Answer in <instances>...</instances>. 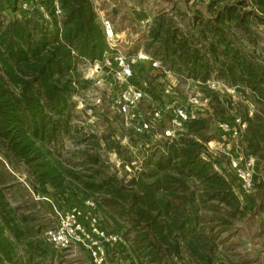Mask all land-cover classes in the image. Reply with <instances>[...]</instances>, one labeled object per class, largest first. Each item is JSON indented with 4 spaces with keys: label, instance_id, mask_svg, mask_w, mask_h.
Masks as SVG:
<instances>
[{
    "label": "trees",
    "instance_id": "16d2710c",
    "mask_svg": "<svg viewBox=\"0 0 264 264\" xmlns=\"http://www.w3.org/2000/svg\"><path fill=\"white\" fill-rule=\"evenodd\" d=\"M40 6L46 17L34 10L21 19L10 18L2 28L0 23V146L7 158L24 167L34 194L47 195L41 190L49 188L54 203L66 208L86 198L69 189L95 185L96 174L78 176L45 147L67 128L75 106L71 98L87 87L76 63L99 60L108 47L90 0H46ZM262 17L264 0H209L204 11L190 10L187 32L162 13L148 32L159 61L176 76L205 83L215 73L229 85L250 89L255 109L251 118L244 108L237 115L247 124L238 152L245 159H255L256 171L264 163V48L257 51V24ZM140 77L152 79L150 83L157 82L159 87L163 81L157 70ZM211 99L214 115L184 124L175 139L150 148L147 177H157L159 166H153V159L160 154L165 168L183 184L186 206L165 209L160 226L156 220L147 222L155 233L156 250L147 264H215L217 248L228 241L222 240L223 234L251 210L241 203L231 182L212 167L220 162L206 148L218 139L209 126L210 118L226 121L232 103L224 95L212 94ZM89 157V164L99 165L96 156ZM258 189L263 191L264 183ZM36 217L17 214L0 188V264H39L49 257L51 245L40 225H35ZM115 253V247L108 249V256Z\"/></svg>",
    "mask_w": 264,
    "mask_h": 264
},
{
    "label": "rangeland",
    "instance_id": "374dc122",
    "mask_svg": "<svg viewBox=\"0 0 264 264\" xmlns=\"http://www.w3.org/2000/svg\"><path fill=\"white\" fill-rule=\"evenodd\" d=\"M45 1L39 2L37 7ZM207 2L209 0H113L111 4H101L99 8L111 20L117 33L124 30L127 34H131L126 37L127 44L124 42L118 46L120 53L132 54L142 49L159 60L156 52L157 46L150 43L148 39V32L153 25L154 18L161 13L166 14L179 30L187 32L190 10L197 7L204 11V3ZM246 2L248 3V0ZM21 5L22 0H0L1 28L10 18L21 19L23 15L28 16V13L34 12V10L21 12ZM39 14L43 13L39 11ZM257 25L259 32L257 51L259 53L260 48H264V17ZM86 61L78 60L76 63L81 76ZM164 67L175 75L171 69ZM215 75L211 73L205 83L175 75L178 82L173 89V94L163 96L158 89H154L155 91L150 93L152 101L144 102L142 109L150 110V104L155 100L158 102L172 101L177 105H182L186 103L191 93L199 92L208 95L210 101L207 109L198 119L214 115L212 94L224 95L232 103V108L226 113L224 122H231L234 116L242 114L243 108L247 111V117L251 118L248 116L249 107H253L250 100L252 96L250 89L239 85H229L217 79ZM148 77L144 78V81L150 86V81L153 80L150 79L148 82ZM207 82L217 83L219 89L210 90ZM161 85L163 87L162 81ZM223 87H234L238 92L232 98L226 94ZM115 93L116 89L109 86L108 82L101 87L87 83L84 90L77 91L71 98L75 106L70 113L67 128L63 129L59 138L50 140L49 143L46 142L48 144L45 148L51 151L63 167L76 172L78 176L96 174L95 185L91 187L78 185L79 187H72L69 191L75 193L76 196L92 199L102 227L107 232L118 234L122 238V243L115 247L117 253L107 257L108 264H131L133 260H137L139 264H147L156 252L155 233L146 225L147 222L155 223L154 220H156V224L160 226L165 209L177 211L186 206V194L181 181L165 168L163 161H160V154L153 159V166L156 168L159 166L157 177H147L151 169L146 166L145 162L152 154L150 152L152 147H148L142 137L125 129L120 117L110 108L109 100ZM79 96L88 105L93 104L95 97L101 99L102 105L95 109L96 119L91 123L88 122L87 117L76 110L75 98ZM215 118L214 116L210 118L209 126L218 139L210 142L211 149L209 150L217 156L220 162L222 174L216 173L231 182L241 203L247 202L251 209L243 219L238 220L235 225L229 227L228 232L223 234L222 240L228 241L224 247L217 248L215 264H264V189L263 191L258 189V184L264 183V163L259 171L255 169V189L252 193L245 194L248 200L245 202L244 197L238 191L237 180L230 178L231 173L228 174L225 170L228 161L222 150H227L225 147L231 141L227 137L226 140H222V133L218 129L221 122ZM123 138L126 140L123 141ZM238 145H240L239 140L234 149L239 154ZM206 148H209V145ZM4 153L5 150L0 146V188L4 199L13 210H17V214L36 215L35 225H40L43 238H46V233L56 226V218L49 212L51 204L35 202L32 199L27 189L33 191L30 177L24 167L12 158H7V154L4 155ZM89 156H96L99 165L89 164ZM82 180L91 182L84 178ZM145 186L148 188L146 189ZM41 191L47 194L53 203L55 202V196L49 188ZM35 195L40 194L38 192ZM164 230L168 236L171 235L168 227ZM47 251L49 257L40 259L39 264H92L82 248L59 250L51 245ZM187 258L185 256L186 260ZM137 261L136 264H138Z\"/></svg>",
    "mask_w": 264,
    "mask_h": 264
},
{
    "label": "built area",
    "instance_id": "2783aa9c",
    "mask_svg": "<svg viewBox=\"0 0 264 264\" xmlns=\"http://www.w3.org/2000/svg\"><path fill=\"white\" fill-rule=\"evenodd\" d=\"M41 1L45 0H22L21 12L37 10L46 17L43 7H37ZM90 1L104 32L108 50L101 59L85 62L82 79L96 87L108 82L109 86L116 89V93L109 100L110 108L120 117L125 129L142 137L148 147H153L160 141H172L182 131L184 124L196 121L202 115L208 107L210 97L196 92L191 93L186 103L182 105L172 101L155 100L150 104V110L142 109L144 102L152 101L150 93L155 91L154 89H158L163 96H170L178 80L157 58L142 49L132 54L120 53L118 46L131 34H127L126 31L117 33L111 20L99 8L101 4H111L112 0ZM56 14H60L57 5ZM156 70L162 74L163 87L156 84L149 86L140 77L141 73L149 75ZM217 85L215 82H207L210 90L219 89ZM223 88L232 98L238 92L234 87ZM75 100L76 110L87 117L88 122L94 121L95 109L102 105L100 97H95L92 105L86 104L80 96ZM253 114V107H249L248 116L252 117ZM246 127V122L237 116H234L231 122H221L218 125L219 132L223 136L222 140H226L227 137L234 146ZM125 140L126 138H123V141ZM207 145H209L208 152L212 153L209 150L210 143ZM222 153L226 156L228 168L237 180L239 193L241 195L252 193L255 189V159H245L238 153L236 157H231L228 150H222ZM212 167L215 172L222 174V169L217 163H213ZM27 189L35 202L51 204L56 226L46 233V241L50 245L59 250L82 248L92 264H108V249L122 243V238L118 234L107 232L102 227L92 199H84L79 205L59 208L49 196L35 195L29 188Z\"/></svg>",
    "mask_w": 264,
    "mask_h": 264
},
{
    "label": "crops",
    "instance_id": "0c3cea01",
    "mask_svg": "<svg viewBox=\"0 0 264 264\" xmlns=\"http://www.w3.org/2000/svg\"><path fill=\"white\" fill-rule=\"evenodd\" d=\"M112 1H113V0H112ZM114 11H115V10H114ZM122 31H124V30H122ZM225 148H227L228 152L231 153V154L229 153V154L231 155V157H236L237 152H235V150H234V149H235V146H234L233 143H231V142L229 143V142H228L227 147H225ZM231 148H232V150H230ZM224 167H225V166H224ZM225 170H227L228 174L231 173L232 177H230V178H233V179L235 178L234 175H233V172L228 168V166L225 167ZM235 181H236V178H235ZM233 182H234V181H233ZM242 197H244L243 199L245 200V202L248 201V200L246 199L245 195H242ZM241 200H242V199H241ZM245 204L247 205V202H246ZM50 208H51V207H50Z\"/></svg>",
    "mask_w": 264,
    "mask_h": 264
}]
</instances>
